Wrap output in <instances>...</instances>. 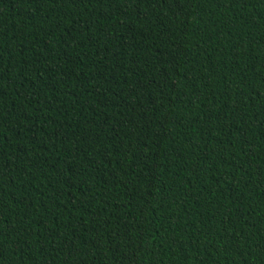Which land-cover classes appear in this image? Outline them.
<instances>
[{
    "label": "trees",
    "instance_id": "1",
    "mask_svg": "<svg viewBox=\"0 0 264 264\" xmlns=\"http://www.w3.org/2000/svg\"><path fill=\"white\" fill-rule=\"evenodd\" d=\"M0 264H264V0H0Z\"/></svg>",
    "mask_w": 264,
    "mask_h": 264
}]
</instances>
